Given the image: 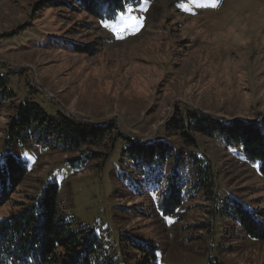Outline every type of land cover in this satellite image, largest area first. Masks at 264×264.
Returning <instances> with one entry per match:
<instances>
[{
    "label": "rangeland",
    "instance_id": "obj_1",
    "mask_svg": "<svg viewBox=\"0 0 264 264\" xmlns=\"http://www.w3.org/2000/svg\"><path fill=\"white\" fill-rule=\"evenodd\" d=\"M43 1L0 0V74L9 86L0 94V162L13 104L31 98L52 116L114 119L119 132L140 142L167 139L188 156H205L214 186L186 188L182 208L165 216L159 192L141 183L124 157L122 139L105 161L81 169L68 161L79 152L13 143L31 172L0 207V219L57 181L64 215L75 228H91L117 264L139 256L123 234L156 242L159 264H264V240L245 234L227 207L237 199L251 212L264 211L260 164L217 138L198 134V147L187 146L166 128L176 105L228 118L264 116V0H134L112 20ZM73 42L89 46L76 51Z\"/></svg>",
    "mask_w": 264,
    "mask_h": 264
},
{
    "label": "trees",
    "instance_id": "obj_2",
    "mask_svg": "<svg viewBox=\"0 0 264 264\" xmlns=\"http://www.w3.org/2000/svg\"><path fill=\"white\" fill-rule=\"evenodd\" d=\"M48 1L41 4L65 5L100 20L115 19L134 3V0H54L51 4ZM73 45L76 51H85L89 46L76 42ZM8 91V78L0 74L2 99ZM13 107L14 114L6 129L7 150L0 162V207L12 200L31 172L29 160L11 151L13 143L21 146L43 144L71 154L79 152L68 161L81 169L92 159L105 161L117 140L122 139L127 143L124 157L132 161L142 178L139 181L143 180L141 183L147 184L149 190L159 192V208L165 216L175 215L182 208L186 188L199 190L201 186L206 189L214 186L208 177L210 161L194 152L188 156L185 150L177 149L167 139L140 142L119 132L114 119L97 124L62 111L52 116L31 98ZM166 128L180 135L187 146L198 147L199 134L220 139L227 146L239 147L248 161L260 164L259 173L264 178V116L259 120L241 116L228 118L176 105ZM101 146L108 151L98 149ZM190 158L192 163H189ZM60 195V184L51 181L37 196L30 197L31 203H21L18 210L0 219V264H117L103 255V241L91 228L83 225L75 228V219L64 215ZM228 206L233 211L232 219L245 234L264 240V211L251 212L237 199L228 200ZM225 215L231 217L230 210H225ZM122 238L137 251L139 256L135 264H159L156 242H142L127 234Z\"/></svg>",
    "mask_w": 264,
    "mask_h": 264
},
{
    "label": "crops",
    "instance_id": "obj_3",
    "mask_svg": "<svg viewBox=\"0 0 264 264\" xmlns=\"http://www.w3.org/2000/svg\"><path fill=\"white\" fill-rule=\"evenodd\" d=\"M32 146H35V145H32ZM37 146H44L43 144H40V145H37ZM46 149H52V148H50V147H46V146H44Z\"/></svg>",
    "mask_w": 264,
    "mask_h": 264
},
{
    "label": "snow or ice",
    "instance_id": "obj_4",
    "mask_svg": "<svg viewBox=\"0 0 264 264\" xmlns=\"http://www.w3.org/2000/svg\"><path fill=\"white\" fill-rule=\"evenodd\" d=\"M211 6H213V7H214V6H215V4H213V5H211Z\"/></svg>",
    "mask_w": 264,
    "mask_h": 264
}]
</instances>
